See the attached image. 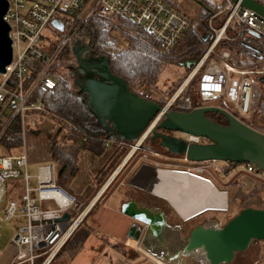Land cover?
I'll return each mask as SVG.
<instances>
[{
    "label": "built area",
    "instance_id": "obj_1",
    "mask_svg": "<svg viewBox=\"0 0 264 264\" xmlns=\"http://www.w3.org/2000/svg\"><path fill=\"white\" fill-rule=\"evenodd\" d=\"M193 1L201 6L198 1ZM216 1H221L223 8L207 21L209 36L201 45L204 54L191 67L179 89L186 90L188 105L182 102L185 93L180 96L179 92L167 106L177 102L179 108L188 110L204 106L221 107L250 127L264 132V83L260 79L264 77V45L256 61L239 64L233 62L231 49L221 46L226 41L244 38L250 42L256 39L251 30L264 39V17L241 5V1ZM258 1L264 3V0ZM172 2L8 0L5 19L10 25L13 59L6 70L0 72V210L4 222L15 221L16 225L11 239L16 253L11 264H36V259H41L39 264H51L93 202L82 209L81 203L57 184L54 161L38 166L37 185H31L28 132L38 128L44 117L55 120L59 129L64 131L68 126H75L69 119L49 111L44 103L45 96L57 86L59 78L54 71L58 69L59 60L78 39H82L85 45L90 44L93 50L88 25L92 19L106 21L113 27H120V22L125 20L148 32L158 42L157 49L163 56L172 58L181 55L188 48L178 52L174 50L183 36L194 28L195 19L183 7ZM218 14L224 20L216 24ZM54 19L64 28L54 25ZM201 71L196 89L201 101L193 105L189 97L190 83ZM99 138L106 147L116 140ZM83 139L86 140L87 136ZM187 140L196 143L205 141L202 137L191 135L187 136ZM141 141L133 143L130 156L140 148ZM201 163L216 170L219 163H225L232 166L234 173L244 172L264 182V171L253 163L235 165L231 161L215 159ZM193 169H198V174L204 172L203 166ZM66 212L70 217L62 220ZM139 241H136V249L141 247Z\"/></svg>",
    "mask_w": 264,
    "mask_h": 264
},
{
    "label": "water",
    "instance_id": "obj_2",
    "mask_svg": "<svg viewBox=\"0 0 264 264\" xmlns=\"http://www.w3.org/2000/svg\"><path fill=\"white\" fill-rule=\"evenodd\" d=\"M233 1H241V5L264 17V3L258 0ZM198 2L202 5V1ZM8 8V0H0V72H4L13 59L10 25L5 19ZM53 24L60 29L64 28L57 19L53 20ZM251 34L256 38L261 37L252 30ZM208 36L207 32L203 40L206 41ZM246 46L259 53L262 51L253 44L246 43ZM72 51L77 62L74 67L77 91L85 95L86 108L102 125L107 139L137 142L152 132L154 139L160 138L162 147L190 161L215 159L231 161L235 165L253 163L264 171V132L250 127L221 107L204 106L182 110L162 106L132 91L124 78L112 72L109 56L96 55L90 49V44L85 45L82 39L72 44ZM195 63V60L186 59L181 65L191 68ZM260 79L264 83V77ZM210 111L223 115L228 125L210 120L206 116V112ZM170 132L181 133L186 137H202L205 141L189 142L168 134ZM183 143H186L184 151L174 149V146ZM152 192L155 193V190ZM166 200L175 209L169 199ZM122 212L135 220L128 236L136 241L153 226H164L166 223L163 215H157L147 207H140L135 201L123 203ZM69 217L70 214L66 212L62 220ZM257 240L264 241V207L248 206L224 225H215L210 221L193 227L184 240V252L205 264H228L238 252L247 250Z\"/></svg>",
    "mask_w": 264,
    "mask_h": 264
},
{
    "label": "rangeland",
    "instance_id": "obj_3",
    "mask_svg": "<svg viewBox=\"0 0 264 264\" xmlns=\"http://www.w3.org/2000/svg\"><path fill=\"white\" fill-rule=\"evenodd\" d=\"M213 1L219 5H222L221 1L216 0H210ZM178 3V6L183 7L191 17L195 19L194 26L197 25V23L200 22L201 17V7L198 6L197 2L193 0H176ZM210 18V17H209ZM209 20V19H208ZM126 27V26H125ZM124 29L121 27H112V25L109 27L110 30V39L117 40L124 48L128 46L126 41L124 40V37L120 36L121 32L119 30ZM125 30V29H124ZM128 34L131 36H137L133 34L131 31H128ZM155 42L153 41L150 45H152V48H155ZM180 47L176 48L175 52L180 51ZM71 52L67 49L62 56V58L59 60L58 63V69H56L54 72L56 74V77L59 79L61 77H64L66 81H68V84H72V87H74V78L69 75V68L68 65L71 63ZM184 59L180 60V62H174L170 63L168 61L164 62L162 71L158 77V79L155 81L154 84H152L153 81L147 79V78H141L139 80L140 85L137 86L138 91L143 94L146 97H151L157 100H163L165 99L167 105L171 99L175 96V94H179L180 96L186 92V90L179 91L181 84L184 81L185 76L187 75L188 68L181 65V62ZM197 79V78H195ZM193 89V90H192ZM196 88H192L190 86V99L192 103L194 104V100H196ZM192 97V98H191ZM178 101V100H177ZM182 102L185 103L184 105H188V94L185 93L182 97ZM170 109H182L185 110V108H179L177 106V102H174L172 106H170ZM187 110V109H186ZM193 111V110H192ZM199 113V112H195ZM63 132V133H61ZM59 132V127L55 120L44 117L39 123L38 128L30 130L27 135V144H28V151L30 155V164H29V173L31 174V185L34 187L37 185V179L36 175L38 173V166L40 164H43L45 162L52 161L51 160V154H50V146L52 143H54V140L56 142H60L61 144L65 143V140L63 141V135H66L64 130H61ZM175 134H178L177 132H174ZM182 136L183 134H178ZM59 137V138H58ZM187 138V137H186ZM61 139V140H60ZM147 142V140H146ZM145 142V143H146ZM66 144V143H65ZM133 142H129L127 145L124 146H114V143H111L109 147L106 148L105 155L101 156L100 158H95L94 156L89 157L88 159H85V161H81V157L78 159V163L80 164L81 169V175L79 176L78 180H81L82 183L88 184L89 180L91 179V176H93V173H95V179L92 187H89L85 190L84 195H76V192L73 190H70L68 187V190L71 194L74 195V197L81 203L82 209H85L87 206H89L92 202V206H90V210L87 212L85 218L82 220L81 224L79 225V230L74 232V235L72 239L70 240V244L63 250L59 251L57 255L54 258V264H64L65 259H68L70 254V251H68L71 247H69L76 239H79L80 235L79 233L81 231H87L90 233L92 230H97V233H101V227L98 224V221L96 220L95 216L97 214L103 215V218L100 220H103L107 215H112L111 211L106 210L105 204L107 202L106 198L111 192H113L116 188H119V186H122V189L118 191V194L124 199L127 197V192L129 190H133L135 193L133 194V198L145 201L147 199L153 200L158 199L163 203L168 210L172 211L175 215L178 217V221L181 220L182 223L187 224V228L185 230L186 236H188L191 229L195 226H197L200 223H209L210 221H213V224L217 223L218 225H224L230 218L238 214L243 208H246L248 206H261L264 207V182L260 181L259 178H257L254 175L246 174L244 172L241 173H234L232 172V166H227L225 163H219L218 169L214 168H206V163H198L195 166H185L183 163L184 161H169L167 158L162 157L160 152L158 154H155L153 151L149 150L146 145L136 151L133 155L130 156V153L133 150ZM147 146H150L148 143ZM186 148V143H183L182 145H176L174 146V149L178 151H184ZM96 162V163H94ZM142 163H144L143 167ZM105 164V166H104ZM101 165V166H100ZM120 172H117V169L121 168ZM158 166L159 168L163 169H173L177 171H191L192 173H196L195 170H188V168H195V167H204L203 174H198L203 176L204 178H207L211 180L214 185L222 190L228 193V207L225 210H208L201 214H199V217L196 219H190V220H184L182 219L175 209L171 206V204L164 198H160L159 196H155L153 193L148 192L145 188V175L147 174L145 171L147 168L152 169V167ZM141 170L139 173L135 174V178L133 179V175L136 172L137 169ZM92 173V175H91ZM113 174L114 180L112 179ZM57 175V173H56ZM141 175H144L143 178H140ZM144 179V183H143ZM123 181V184L121 185ZM125 186V187H124ZM133 187V188H131ZM81 190V188H79ZM22 192V188L20 189ZM79 190V191H80ZM119 190V189H118ZM78 191V192H79ZM120 192V193H119ZM98 196V197H97ZM119 197V196H118ZM95 200V201H94ZM72 214L75 213L73 209L70 210ZM103 213V214H102ZM116 218V216H114ZM119 221V218H118ZM101 223V221H99ZM15 231V221L13 222H4L3 221V213L2 210H0V244L1 247H5L7 244L11 242L12 236ZM79 232V233H78ZM102 235V234H101ZM68 242V241H67ZM66 242V243H67ZM134 244V248L136 246V242H132L131 245ZM64 247V246H63ZM62 247V248H63ZM132 247V246H131ZM132 247V248H133ZM145 244L141 246V250L145 249ZM135 251L136 248L134 249ZM149 252V253H148ZM148 252H146L149 255V259L153 260L156 264H163L162 259L156 256L152 255L151 250L148 248ZM151 252V253H150ZM146 254V255H147ZM41 259H36L35 263L39 264ZM229 264H264V241L263 240H257L253 241L252 244L249 246V248L245 251L238 252L235 256V258L232 260Z\"/></svg>",
    "mask_w": 264,
    "mask_h": 264
},
{
    "label": "trees",
    "instance_id": "obj_4",
    "mask_svg": "<svg viewBox=\"0 0 264 264\" xmlns=\"http://www.w3.org/2000/svg\"><path fill=\"white\" fill-rule=\"evenodd\" d=\"M196 1H202L200 22L197 23L193 29L188 31L176 46V48L180 47L179 50L188 48V50L177 57L168 58L163 56L157 49L159 46L158 42H156L148 32H145L140 27L125 20L120 22V27L122 26L125 30H119L121 32L120 36L124 37V40L128 44L125 48L117 40L110 39V23L100 19L90 20L88 25L92 39V48L96 55H108L112 72L124 78L132 91L144 96L137 88V86L140 85L139 80L141 78H147L153 81L152 84H154L162 71L165 61L174 63L180 62L182 59H189L197 62L203 56L204 49L201 45L205 43L203 39L208 30L207 21L210 16L219 13L223 5H219L210 0ZM172 3L178 6L176 0H173ZM223 20L224 17L220 14L215 17L216 24ZM128 31H131L137 36H131L128 34ZM153 41L155 42V48H152V45H150ZM246 43L253 44L262 50L264 39L256 38L247 42L243 38L233 42L226 41L221 46L231 49L234 63L239 64L243 61H248L249 63L254 62L260 57V53L248 48ZM190 69L191 68H188L187 73ZM202 72L203 71L195 77L197 79L194 78L190 83L192 88L195 89L196 86H198V80ZM147 98L157 101L162 106L166 103L165 99L157 100L151 97ZM200 101V96L196 93V100L193 101V105H197ZM44 103L49 111L69 119L75 125L74 127L68 126L66 129L68 139L75 145L61 144L54 140L49 151L51 160L56 164V182L69 192V184L75 178L79 170V148L87 149L96 155H102L107 147L99 137H106V131L96 117L86 108L85 97L74 90L64 77L58 80L55 90L45 96ZM206 116L213 122L225 126L228 125L227 119L218 112H206ZM61 130L63 129L60 128L59 132ZM84 136H87L86 140L83 139ZM79 228L80 227H78L77 230H79ZM79 235V239H76L69 246L71 247L68 250L70 254L67 255L69 259L74 257L81 250L84 241L89 236V232L88 230L81 231ZM72 237L61 251L70 244ZM54 261L55 260H53L51 264H54Z\"/></svg>",
    "mask_w": 264,
    "mask_h": 264
},
{
    "label": "crops",
    "instance_id": "obj_5",
    "mask_svg": "<svg viewBox=\"0 0 264 264\" xmlns=\"http://www.w3.org/2000/svg\"><path fill=\"white\" fill-rule=\"evenodd\" d=\"M63 136V141L65 140L66 144H74L68 139L67 135ZM79 149L78 157H81V161H85L83 158L88 159L92 156L100 158L107 153V151H105L102 155H96L87 149ZM78 166V173L70 182L69 189L75 191L76 195L79 196L84 195L85 190L92 187L96 176L95 173H93L88 184L82 183L81 180H78L82 168L79 163ZM143 176L144 175H141L140 178H143ZM79 188H81V190ZM121 189L122 186H119V188H116L106 198V210L104 211L107 212L110 210L112 215H107L103 220H100L103 218V215L97 214V216H95L98 224L102 226L101 233L98 234L97 230H92L84 241L81 250L74 257L65 259L64 264H156L153 260L149 259V255L146 253L148 252V248L151 250L153 256L162 259L163 264H205L194 256L185 254L184 240L187 238L185 233L187 224L182 223L181 220L178 221L179 219L177 215L168 210V208L157 198L154 199V201L150 199L145 201L134 199L133 194L136 191L134 192L133 190H129V192H127V196L129 197L124 199L120 196L122 194H118V191ZM150 192L157 197L159 196L152 191ZM159 197L164 198L161 196ZM129 201H135L140 207H147L151 212L156 213L157 215H163L166 220L164 226H153L147 234L140 239L139 242L142 245L144 243L146 246L144 250H141L142 248L138 247V249H136L137 251H135V248L133 247L134 244L131 245V243L136 242V240H133L128 236L129 229L135 220L131 216L122 212V205ZM178 215L185 220L187 219L180 214ZM114 216H116V218H114ZM99 221H101V223ZM15 253L16 247L11 244V242L4 248L1 247L0 244V264H11Z\"/></svg>",
    "mask_w": 264,
    "mask_h": 264
},
{
    "label": "bare ground",
    "instance_id": "obj_6",
    "mask_svg": "<svg viewBox=\"0 0 264 264\" xmlns=\"http://www.w3.org/2000/svg\"><path fill=\"white\" fill-rule=\"evenodd\" d=\"M191 170L196 173L199 171L193 168ZM196 173L160 168L155 170L152 184L147 188L169 199L176 212L184 218H191L208 210L227 209L228 193Z\"/></svg>",
    "mask_w": 264,
    "mask_h": 264
},
{
    "label": "flooded vegetation",
    "instance_id": "obj_7",
    "mask_svg": "<svg viewBox=\"0 0 264 264\" xmlns=\"http://www.w3.org/2000/svg\"><path fill=\"white\" fill-rule=\"evenodd\" d=\"M68 50L72 54V56L70 57L71 58V63H69V65H68V68H69V71L68 72H69V75L74 78V85H73L74 87L73 88H74V90L77 91V87H76V84H75V81H76L77 78L75 77L76 71L74 69V67L77 65V62H76L75 56L73 54L72 47L69 48ZM71 86H72V84H71ZM82 95L85 97L84 94H82ZM168 134L173 135V136H177V137H180V138H183L182 136L178 135L180 133L175 134L174 132H170ZM184 137H185V135H184ZM184 139H187V138L185 137ZM141 140L142 141H141V144H140V148H142L144 146V144H145L146 145L145 147H147L149 150H151L153 152L155 151L154 152L155 154H158V152L162 153L161 156L167 158V160H169V161H179V160H182V161H184L183 163L185 164V166H192V167L195 166L198 163H201V162H196V161H190L188 159H187L188 161H186L185 158L182 157L180 154L171 153L166 147H162L160 145V142H161L160 138H155V139L153 138L152 132H150L148 135H144ZM146 140H147V142H146ZM129 142H131V141H129V140L116 139L115 142H114V146H119V147L120 146H124V145H127ZM133 143H135V142H133ZM148 143L150 144V146H147ZM143 165H144V163H142V166L141 167H143ZM141 167H140V169H137L136 170V172L133 175L134 176L133 179L135 178V174H137V173L140 172ZM157 168H159V167L158 166H154V167H152V169H146L145 171H143V172H146L147 173L145 175V177H144V179H145V186L146 187H149L152 184L153 174H154L155 170H157ZM121 169H122V166H121V168L117 169L116 174L118 172H120ZM114 176H113V179L112 180H114ZM121 184H123V181H122ZM145 189L148 190V188H145ZM148 192H150V190H148ZM164 199H166V198H164ZM198 217H199V215L194 216V217H191V218H187L186 220H189V219L192 220V219H196ZM141 246H142V244H141Z\"/></svg>",
    "mask_w": 264,
    "mask_h": 264
}]
</instances>
